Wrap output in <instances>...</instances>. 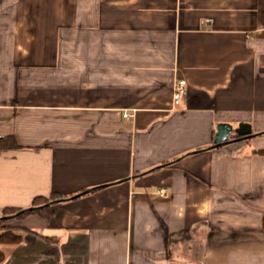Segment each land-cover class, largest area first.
<instances>
[{"label": "crops", "instance_id": "obj_1", "mask_svg": "<svg viewBox=\"0 0 264 264\" xmlns=\"http://www.w3.org/2000/svg\"><path fill=\"white\" fill-rule=\"evenodd\" d=\"M6 135L0 264H264V0H0Z\"/></svg>", "mask_w": 264, "mask_h": 264}, {"label": "trees", "instance_id": "obj_2", "mask_svg": "<svg viewBox=\"0 0 264 264\" xmlns=\"http://www.w3.org/2000/svg\"><path fill=\"white\" fill-rule=\"evenodd\" d=\"M233 137L240 138L238 134H234ZM18 143L13 135H6V136H0V148H16L18 147ZM264 152V150H262ZM61 196L52 194L49 197H41L38 200H34L32 206H39L43 205L44 203L60 200ZM51 203L39 208L34 209H26L22 213L18 214L17 217L23 216L27 213L31 212H37L39 214H42L45 217H49L51 214L50 210ZM19 211V209H4L3 210V216L4 215H10L13 213H16ZM7 218H0V242L5 243H16L21 240V235L17 234L13 228L8 226H3L6 222ZM263 226H264V217H263ZM4 254L2 251H0V262L3 260Z\"/></svg>", "mask_w": 264, "mask_h": 264}, {"label": "water", "instance_id": "obj_3", "mask_svg": "<svg viewBox=\"0 0 264 264\" xmlns=\"http://www.w3.org/2000/svg\"><path fill=\"white\" fill-rule=\"evenodd\" d=\"M231 134H238L242 138V137H251V136H254V135H257V134H260V133H252L251 126L247 122H241L235 128H233L231 126V124H229V123H218L217 126H216L215 135H214V145L218 146V145H221L223 143L228 142L229 141L228 138H229V136ZM86 191L87 190L82 191V192H80V193H78L76 195H73V196L69 197V198L78 196V195H80V194H82V193H84ZM51 202H53V201L44 203L43 205H39V206H31V207H29L27 209L39 208V207L48 205ZM24 210H26V209L19 210V211H17L16 213H14L12 215H6V216H4V218L16 216V215L22 213ZM0 218H2V217H0Z\"/></svg>", "mask_w": 264, "mask_h": 264}, {"label": "built area", "instance_id": "obj_4", "mask_svg": "<svg viewBox=\"0 0 264 264\" xmlns=\"http://www.w3.org/2000/svg\"><path fill=\"white\" fill-rule=\"evenodd\" d=\"M185 86H186V80L185 79H179L173 83L172 88V106L176 107L179 104L180 97L182 93L185 92ZM130 114L128 112L123 113L124 118H128Z\"/></svg>", "mask_w": 264, "mask_h": 264}]
</instances>
